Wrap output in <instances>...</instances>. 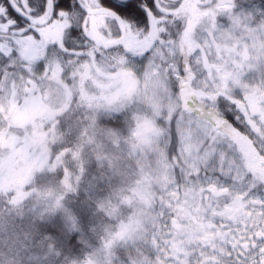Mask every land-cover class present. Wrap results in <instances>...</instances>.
<instances>
[{"label": "snow or ice", "instance_id": "1", "mask_svg": "<svg viewBox=\"0 0 264 264\" xmlns=\"http://www.w3.org/2000/svg\"><path fill=\"white\" fill-rule=\"evenodd\" d=\"M244 7L0 0V104H53L49 129L76 116L94 127L102 111L126 129L109 130L118 143L126 136L157 161L156 195L120 234L139 243L133 264H264V0L259 15ZM257 62L259 83L244 74ZM69 156L80 152L65 147L52 159ZM42 170L7 190L13 203Z\"/></svg>", "mask_w": 264, "mask_h": 264}, {"label": "trees", "instance_id": "2", "mask_svg": "<svg viewBox=\"0 0 264 264\" xmlns=\"http://www.w3.org/2000/svg\"><path fill=\"white\" fill-rule=\"evenodd\" d=\"M254 2L260 7V0ZM9 109L3 117L7 124L0 130V264H24L18 258L28 250L37 252V261L42 264H86L90 258L87 249L44 204L49 199L55 206L59 202L63 206L60 211L66 209L96 242L109 236L114 226L107 213L115 210L123 189L130 184L140 186L142 178L129 160L127 137L121 135L118 143L109 133L116 129L126 134V129H121L119 121H108L98 139L83 125L81 116L71 123L62 119L55 129H49L48 124L56 119L53 104L25 100ZM13 128L24 135L11 131ZM50 131H55L56 140L48 135ZM65 147L79 151V158L69 156L57 163L52 156ZM39 168L43 170L36 171L27 189L30 194L13 203L7 190L21 185L30 171ZM66 177L72 190L63 183Z\"/></svg>", "mask_w": 264, "mask_h": 264}, {"label": "rangeland", "instance_id": "3", "mask_svg": "<svg viewBox=\"0 0 264 264\" xmlns=\"http://www.w3.org/2000/svg\"><path fill=\"white\" fill-rule=\"evenodd\" d=\"M240 3L245 5V7L241 10L248 11L250 15L252 14L253 10L248 9L247 5L250 3L254 4L255 14L259 15L261 9L254 2V0H240ZM227 20V17H221L220 23L225 24L227 23ZM259 43L260 41L257 39V44ZM250 70L255 72L253 82L259 83L261 78L259 63L257 62L253 64L251 69L246 68L244 70V74L247 75ZM245 83L247 84L248 81H245ZM17 102L19 101H16L15 103ZM10 107H8L6 104H0V113H6L7 110H10ZM108 121H115V119L109 115L103 114L101 111L96 125L94 127H90L98 139H100L98 135L105 133L102 127H105L104 123ZM103 149L105 150L104 147ZM105 152L107 154L106 150ZM128 155L130 162L134 165L142 178L139 180L140 186L136 187L137 185L130 184L128 187H126V189H123L125 191L123 195L119 197L120 202L115 207V210L113 211V209L110 208L112 211L107 213L110 223H112L114 226V231L109 233V236L105 235L96 242L85 233L81 225L67 212L66 209L63 208L62 212L60 211L63 206H55V202H51L50 199L45 201L44 204L45 208L51 210L53 214L57 216L59 215L61 217V220H63L65 225L77 237L78 242H80L82 246L87 249L89 252L88 256L90 257L89 260L92 261V264H133V262L139 258V243L132 241V235L130 232H125L127 239H124L120 234L125 230L126 226L132 224L134 221L140 220L142 214L147 210L144 206L148 204L151 197L156 195L154 186L159 182L158 167L155 166L157 163L156 160L150 158L146 154L138 155L136 151L132 150L131 145L128 147ZM13 167L17 169L15 165ZM13 167L7 166V169L10 170L13 169ZM35 193L36 191L34 194ZM34 202L39 205L37 199ZM116 237H119V239H113ZM121 240H123V242H121ZM21 255L22 256H19L18 258V262L23 260L24 264H42V261H37V252L35 251L28 250L25 252V254L21 253ZM86 264H88V262Z\"/></svg>", "mask_w": 264, "mask_h": 264}]
</instances>
